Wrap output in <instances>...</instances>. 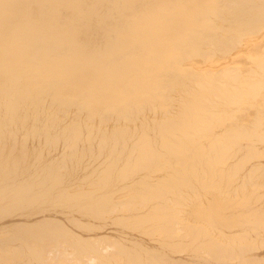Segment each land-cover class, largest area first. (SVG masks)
<instances>
[{
  "label": "bare ground",
  "instance_id": "bare-ground-1",
  "mask_svg": "<svg viewBox=\"0 0 264 264\" xmlns=\"http://www.w3.org/2000/svg\"><path fill=\"white\" fill-rule=\"evenodd\" d=\"M0 264H264V0H0Z\"/></svg>",
  "mask_w": 264,
  "mask_h": 264
}]
</instances>
